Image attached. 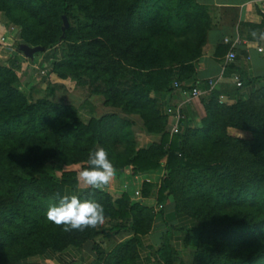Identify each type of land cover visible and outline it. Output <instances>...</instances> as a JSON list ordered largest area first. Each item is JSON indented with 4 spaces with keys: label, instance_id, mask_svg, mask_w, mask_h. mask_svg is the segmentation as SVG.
<instances>
[{
    "label": "trees",
    "instance_id": "1",
    "mask_svg": "<svg viewBox=\"0 0 264 264\" xmlns=\"http://www.w3.org/2000/svg\"><path fill=\"white\" fill-rule=\"evenodd\" d=\"M0 13L5 28H19L15 54L0 64V264L90 241V264H138L140 237L163 212L155 204L169 197L175 213L194 222L184 237L188 255L169 243L167 228L161 242L149 246L148 264H264V70L244 81L252 85L246 97L237 98L232 78H220L210 90L206 81L199 127L186 124L171 133L161 111L175 81L189 90L198 83L196 62L213 25L210 6L197 0H0ZM62 15L69 22L64 32ZM241 26L250 40L263 28ZM20 43L49 52L41 63L44 78L89 85L124 115L83 120L74 106L49 95L30 101L16 87L12 64ZM130 115L159 141L137 146ZM97 147L117 170L102 189L78 180ZM155 170L162 171L159 182L143 179L135 199L133 186L113 190L126 176ZM57 194L103 205L104 225L66 232L50 222L46 211L58 204ZM123 233L130 236L103 249L101 238Z\"/></svg>",
    "mask_w": 264,
    "mask_h": 264
},
{
    "label": "crops",
    "instance_id": "2",
    "mask_svg": "<svg viewBox=\"0 0 264 264\" xmlns=\"http://www.w3.org/2000/svg\"><path fill=\"white\" fill-rule=\"evenodd\" d=\"M197 1L212 8L213 25L207 32L206 43L203 46L202 55L196 62V77L198 83L192 87H198L203 90L206 81L218 79L219 77L231 78V74L236 72L243 83L239 89L237 98L246 97L252 85L247 86L244 84V81L261 74L264 70V0ZM244 22L263 25L262 32L259 34L257 40H250L246 37V27H243V30L240 32L239 28H242L241 24ZM5 33H7V28L4 27L0 13V34ZM236 38L241 40L240 43L236 44L234 47L236 59L226 67L225 55L231 48V43ZM218 45H220V47L216 49ZM10 50L11 49L5 50L3 48L0 50V61L8 58L7 54H10ZM224 66L226 69L221 75ZM255 86H258V83H256ZM188 91L189 88L186 87L174 88L172 92L164 95L161 99V111L163 114H165L167 107H179L178 118L174 113L168 115L169 130H171L174 125H176L177 131L186 124L191 127L200 126V120L204 116L203 105L200 103L199 97L187 100ZM222 101H227V99L223 98ZM228 131L230 134L237 137H249L248 132L233 128H229ZM153 141L158 142L159 137L147 135L146 133L136 135L137 146L144 147ZM161 174V170L137 174L132 183L134 187L132 199L137 198L136 189H138L143 179L149 178L158 183ZM125 179L126 177L117 181L113 190L120 192V186L126 183ZM158 205L160 208H155V210L158 212L162 209L163 212L155 217L150 232L140 237L141 246L138 264H148L147 257L150 251L149 246L152 244H159L162 234L166 232L167 228L170 229L169 243L175 247L180 256L186 257L188 255V248H186L184 244V237L186 231L193 228V220L184 214L175 213L171 197ZM129 236V233H123L103 239L101 238L99 241L103 249L109 251L118 241ZM94 258L95 254L92 251V242L90 241L85 243L82 247L68 246L60 252L47 251L41 256L33 257L20 264H90Z\"/></svg>",
    "mask_w": 264,
    "mask_h": 264
},
{
    "label": "rangeland",
    "instance_id": "3",
    "mask_svg": "<svg viewBox=\"0 0 264 264\" xmlns=\"http://www.w3.org/2000/svg\"><path fill=\"white\" fill-rule=\"evenodd\" d=\"M18 31L19 28L16 27L15 30L5 33V35L10 38L12 46H0L1 49H11L9 52L10 54H7L8 58L2 59V61H0L1 65L8 63L9 58L15 54ZM48 54L49 52L45 51L37 52L34 54L32 59H28L21 52H19L16 54L17 60L12 62L18 75L16 87L20 90L26 91L30 101H34L35 99L44 95H49V98L55 102L71 104L74 106L76 108L78 117L83 120H87L90 117L98 118L107 112H117L122 114L119 109L105 106L103 104V97L99 94L92 93L91 87L89 85H78L71 79H50L49 77L44 78L45 70L41 66V63ZM43 64L46 65L47 63L45 62ZM50 88L53 89L52 93L49 92ZM129 117H131V119L134 121L133 129L136 135L145 133L139 117L136 115H130ZM134 180V177L126 176V183L120 186V188L130 190ZM151 199H155V189L152 192ZM155 208L159 209L160 207L158 204H156Z\"/></svg>",
    "mask_w": 264,
    "mask_h": 264
},
{
    "label": "clouds",
    "instance_id": "4",
    "mask_svg": "<svg viewBox=\"0 0 264 264\" xmlns=\"http://www.w3.org/2000/svg\"><path fill=\"white\" fill-rule=\"evenodd\" d=\"M87 165L78 174V180L86 187L102 189L116 176L117 170L103 147L90 151ZM57 197L58 204L49 206L46 218L57 226H63L64 231H84L104 225L103 205L93 200H81L76 194H57Z\"/></svg>",
    "mask_w": 264,
    "mask_h": 264
},
{
    "label": "built area",
    "instance_id": "5",
    "mask_svg": "<svg viewBox=\"0 0 264 264\" xmlns=\"http://www.w3.org/2000/svg\"><path fill=\"white\" fill-rule=\"evenodd\" d=\"M15 26L14 25H10L8 28H7V32H11L12 30H15ZM227 41V39H226ZM240 39L239 38H236L234 39V41L231 43V48L228 50V52L226 53L225 55V64H226V67L228 64L232 63L235 59H236V52L234 50V47L236 44L240 43ZM0 46H6V47H11L12 44H11V40L10 38L5 35V34H0ZM260 50V49H258ZM226 67L224 66L222 68V72H221V75L223 74L224 70L226 69ZM220 75V76H221ZM221 77H219L218 79H210L208 80L207 82V85H208V90L212 89L218 82V80L220 79ZM231 78L235 81V85L237 87H241L242 86V82L239 78V75L236 73V72H233L231 74ZM174 87L175 88H181V83L179 81H175L174 82ZM204 93V91L198 87H192L189 91H188V95H187V100H192L194 98H197L199 97L200 95H202ZM175 114V116L178 118L179 117V107H176V108H172V107H167L166 110H165V114L169 115V114ZM171 133H174V132H177V128H176V125H174L171 130H170Z\"/></svg>",
    "mask_w": 264,
    "mask_h": 264
},
{
    "label": "water",
    "instance_id": "6",
    "mask_svg": "<svg viewBox=\"0 0 264 264\" xmlns=\"http://www.w3.org/2000/svg\"><path fill=\"white\" fill-rule=\"evenodd\" d=\"M68 26L69 23L66 15H62V31L64 32L68 28ZM18 49L28 59H32L35 53L44 51L43 46H29L24 43H20Z\"/></svg>",
    "mask_w": 264,
    "mask_h": 264
}]
</instances>
